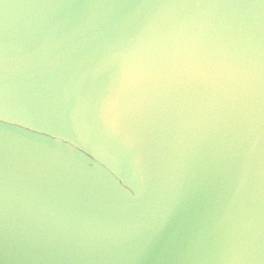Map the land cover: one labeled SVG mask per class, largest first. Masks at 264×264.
<instances>
[{
  "label": "water",
  "instance_id": "95a60500",
  "mask_svg": "<svg viewBox=\"0 0 264 264\" xmlns=\"http://www.w3.org/2000/svg\"><path fill=\"white\" fill-rule=\"evenodd\" d=\"M0 264H264V0H0Z\"/></svg>",
  "mask_w": 264,
  "mask_h": 264
}]
</instances>
